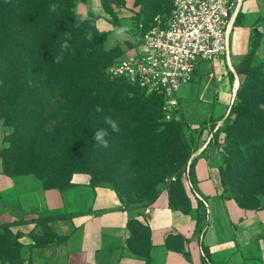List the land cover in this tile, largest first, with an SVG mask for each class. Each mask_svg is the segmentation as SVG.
Listing matches in <instances>:
<instances>
[{
	"label": "trees",
	"instance_id": "trees-1",
	"mask_svg": "<svg viewBox=\"0 0 264 264\" xmlns=\"http://www.w3.org/2000/svg\"><path fill=\"white\" fill-rule=\"evenodd\" d=\"M100 1L108 14L112 5L125 2ZM134 1L138 7L145 0ZM86 2L0 0V122L7 144L0 152L4 174L14 180L33 177L44 190L60 192L71 188L73 175L86 174L92 186H99L97 181L111 185L128 209L150 206L158 197V186L163 185L171 207L188 215L182 175L193 152L184 132L187 123L183 118L163 122L156 97L163 98L162 93L140 96L139 89H146L125 78L108 79L106 71L118 56L105 49L106 34L96 25L99 14L77 12V5ZM51 3L58 5L55 13L49 11ZM165 5L166 0H147L144 23L152 21ZM147 31L143 30L142 37ZM66 39L69 47L62 53ZM61 55L60 63H55L54 58ZM234 71L248 73L240 68ZM109 115L118 122L120 132L109 129L108 148H98L93 136L97 129L108 127L104 117ZM222 119L227 137L224 166L219 167L222 194L242 209L264 210L258 200V196L264 197V73H255L249 84L240 87L228 114L218 121ZM111 154L114 161L98 177L95 164ZM62 218L34 222L32 237L36 232L65 241L48 227ZM201 218L197 217L199 231ZM8 227L0 228V250L4 240H9L20 257L21 246ZM129 228L142 242L148 236V228L135 221Z\"/></svg>",
	"mask_w": 264,
	"mask_h": 264
},
{
	"label": "crops",
	"instance_id": "crops-1",
	"mask_svg": "<svg viewBox=\"0 0 264 264\" xmlns=\"http://www.w3.org/2000/svg\"><path fill=\"white\" fill-rule=\"evenodd\" d=\"M87 2L78 4L77 12L82 16L90 11L100 15L101 8H88ZM131 3L128 0L127 5ZM101 20L96 25L105 32ZM223 65L220 61V66ZM229 65L237 76L230 61ZM213 69L219 70L216 66ZM213 69L201 76L208 73L214 78ZM213 83L212 99L207 100L203 92L198 99L204 96L211 102L213 93H219L215 103L218 106L225 103V107L216 105L202 115L197 112L202 103L197 102L196 109L185 111L179 101L190 132L205 126L211 131L220 112L223 111L224 117L228 114L230 81L226 80L220 90L218 82ZM210 85L211 80H201L200 90L202 87L206 91ZM5 134L0 124V152L7 147ZM209 141L210 137L190 159V165L194 161L193 174L189 169L192 187L187 189L183 184L189 201L188 215L171 207L168 190L163 185L158 186V197L150 206L128 209L109 186H92L86 174L73 175L71 188L63 192L44 190L33 177L11 179L4 174L0 156V228L9 226L21 246L19 254L24 264H264V210L242 209L235 200L222 194L216 177V158L209 153L210 145L207 146ZM202 214L204 225L199 231L197 217ZM48 217H63L48 227L65 241L58 242L36 232L32 237L34 222ZM133 221L149 230L143 242L129 228Z\"/></svg>",
	"mask_w": 264,
	"mask_h": 264
},
{
	"label": "rangeland",
	"instance_id": "rangeland-1",
	"mask_svg": "<svg viewBox=\"0 0 264 264\" xmlns=\"http://www.w3.org/2000/svg\"><path fill=\"white\" fill-rule=\"evenodd\" d=\"M171 1L172 0H166V5L163 7L162 12L159 15L155 16L152 21H148L145 24L144 14L147 13L144 11V7L147 3V0H145L144 3L138 7L135 6L134 0H132V3L129 5H127L128 0H125L123 5H112L111 13L113 15L111 13L108 14L105 11L100 0H89L88 8H101L99 15L100 18L98 19V21L102 19V29H106V31L104 32L106 34V38L104 41L105 49L111 51L114 56H118V58L109 66V68L115 66L122 59L132 54L138 48V46L141 44L143 30L157 29L165 24L170 14ZM114 11H116L117 14H115ZM141 24L142 28L140 26ZM121 26H126L127 31L122 36L118 37L115 35L114 29ZM99 30L101 31L100 28ZM229 60L231 62V67L233 68V70L235 68L248 70L247 75H238L235 72L237 76H234V74H232L230 68L226 64L223 65V67L220 66V59H217L214 62H199V64L197 65V73L193 80L189 84L182 86L177 94L178 102H181L182 107L183 109H185V111L188 109H196L197 102L202 103L201 106H199L197 109V112H200V114L205 115L208 111L210 112L211 110H213L214 106L217 105L215 101L218 100L215 97L219 95V93H213V100L211 102H207L206 98L207 100L212 99L210 96V92H215V88L211 86L214 85V81H217V88L220 90L228 79L230 81V87L229 89H227V98H229L228 105L232 106V104L235 103V96L240 87H244L249 84L252 80V75H254L255 73H264V0L243 1L240 15L231 32ZM214 66L219 68V70L214 71ZM211 69H213V71L211 72L215 74L214 78L209 77L208 73L201 76L203 73L210 71ZM106 72L110 81L117 79L111 77L108 70ZM205 79L211 80V85L206 87V91H203L202 87L200 90V83L201 80ZM235 81H238L237 88H234ZM139 90L140 96L151 95V92H149L148 90ZM201 92L206 94V98L204 96H201L200 99H198V96ZM156 97L161 104L159 113L163 119V122L165 124H169L173 120L181 122L183 115L180 111V104L178 110H169V108H167L165 104V97L162 98L160 94L156 95ZM230 100L233 101L232 104L230 103ZM218 107H225V103L219 105ZM222 112L223 111L220 112L221 115L218 116L217 122L222 117H224ZM217 122L213 124L215 126V129H211V131L208 130V127L206 130L205 126L200 127V130L193 133L192 131L190 132L187 129V124L184 128V132L185 135L187 137H190L191 139L190 148L193 154L206 144L209 137L211 139L212 136H214V138L211 140V144L208 150L209 153L212 152L213 156H215L216 158V177L218 179L219 188L221 191H223V187H221L220 185L219 167L224 166L223 157L225 154V147L227 145V137L223 131L225 129L226 123L223 121H219V123ZM216 127L220 128L221 130L217 132V134L214 133L216 132ZM112 157L113 156L111 154L105 160H101L95 164V172L98 177H100L114 161L112 160ZM190 159L188 160L186 167L190 166ZM20 179L22 178L16 180L20 181ZM97 182L100 185H107L109 187L111 186L102 181ZM258 200L259 205L264 204L263 195L258 196ZM203 219L204 215L202 214L201 225L203 224ZM203 225L200 226L201 229L203 228ZM1 248L3 250H0V264H24V259L21 256H17L16 252L12 249V244L9 240H4ZM2 253L4 254V257L1 256Z\"/></svg>",
	"mask_w": 264,
	"mask_h": 264
},
{
	"label": "built area",
	"instance_id": "built-area-1",
	"mask_svg": "<svg viewBox=\"0 0 264 264\" xmlns=\"http://www.w3.org/2000/svg\"><path fill=\"white\" fill-rule=\"evenodd\" d=\"M243 1L172 0L165 24L147 31L138 48L110 67L109 74L149 92L162 93L167 108L178 110L177 94L192 81L199 62L220 59L230 68L231 32ZM182 177L184 186L191 189L189 167Z\"/></svg>",
	"mask_w": 264,
	"mask_h": 264
},
{
	"label": "clouds",
	"instance_id": "clouds-1",
	"mask_svg": "<svg viewBox=\"0 0 264 264\" xmlns=\"http://www.w3.org/2000/svg\"><path fill=\"white\" fill-rule=\"evenodd\" d=\"M58 9V5L56 3H51L49 4V11L55 13ZM127 31V27L126 26H121V27H117L114 29L115 35L116 36H122L125 32ZM65 36L67 37V39H71V34L70 33H65ZM67 39L65 40L64 43L61 44V50L62 53L63 51L68 50V43H67ZM62 59V55L61 56H57L54 58V62L55 63H60ZM104 123L108 126L107 128H99L95 131L93 139L95 141V145L98 148H108L109 146V142H108V135H109V129L111 130V132L114 133H119L120 132V127L119 124L116 120L112 119V117L109 116H105L104 117Z\"/></svg>",
	"mask_w": 264,
	"mask_h": 264
},
{
	"label": "bare ground",
	"instance_id": "bare-ground-1",
	"mask_svg": "<svg viewBox=\"0 0 264 264\" xmlns=\"http://www.w3.org/2000/svg\"><path fill=\"white\" fill-rule=\"evenodd\" d=\"M230 61V60H229ZM237 86H238V81H235V83H234V88H237Z\"/></svg>",
	"mask_w": 264,
	"mask_h": 264
}]
</instances>
